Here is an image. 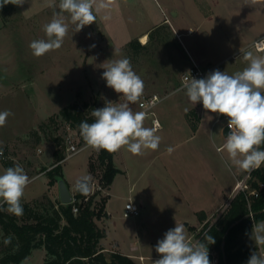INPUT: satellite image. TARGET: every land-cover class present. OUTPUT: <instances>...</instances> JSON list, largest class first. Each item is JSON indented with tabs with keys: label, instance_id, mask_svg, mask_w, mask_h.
<instances>
[{
	"label": "rangeland",
	"instance_id": "rangeland-1",
	"mask_svg": "<svg viewBox=\"0 0 264 264\" xmlns=\"http://www.w3.org/2000/svg\"><path fill=\"white\" fill-rule=\"evenodd\" d=\"M186 2L190 4L189 0ZM8 5L10 9L6 11V29L2 30H6V38L15 43L16 48L12 51H16L18 59H22L21 65L19 64L22 69V85L17 88L18 92L15 90L12 94H0V111L10 110L14 114L7 118L5 126L0 127V142L8 138V141L3 143V149L11 159H14L12 167L16 164L21 165L29 178L40 172L46 173L54 167L57 164L56 162L53 164L56 142L53 140L52 131L56 126L55 135H60L64 141L65 154L68 144L66 137L69 134L72 135L73 143L80 146L86 145L80 133L62 119L52 125L51 129L40 128V132L31 129L24 135L15 136L12 133H25L28 123L31 124L34 118H38L35 117L36 114L41 116V113L49 109L56 113L63 106L75 101L74 98H76L75 102L79 103L95 102L99 108L105 106V99L114 103L124 102L120 94L107 87L106 81L102 79V73L105 70L103 68L105 62L127 57L131 61L133 70L144 81L143 95L158 93L162 97V100L154 107V111L164 128L161 127L156 133L161 137L157 150L146 149L142 155H133L126 147L117 151L116 163L126 172L117 173L112 186L101 191L103 195L109 193L106 205L109 217L98 222L107 232L105 244L125 254L143 253L147 258L144 264H152L156 261L154 259L160 257V254L155 251L158 240L163 239L164 234L169 229H173L176 223L184 224V220L189 222L190 225L184 224L186 235L188 236L189 229L195 227L196 239L192 236L190 240L198 241L197 233L201 232L202 225L199 228L192 226L195 224L197 211L202 208L209 209L216 198L214 189L223 186V182L226 183L229 176L233 179V175L226 166L227 153H220L216 149L219 141L217 140L214 144L206 129L202 128L200 132L195 133V115L192 114L188 118L190 121L186 125L183 122V113L175 107L179 106L184 99V92L176 91L177 75L186 69L184 66L186 59L177 46L175 38L165 30L156 29L149 38L147 49L133 51L128 44L116 49L107 42L105 33L97 20L96 23L86 25L81 31L75 32V25L65 13L69 30L62 47L55 50L53 56L56 62L55 69L60 66L66 68V90L61 95L56 93L52 101L47 100L49 105L43 110L44 106L37 105L34 89L30 84L31 71L28 69L30 64L26 59L27 56L32 55L29 47L31 41L47 39L43 26L51 21L53 12L59 9L57 6L42 16L27 21L18 14L15 6L11 3ZM138 39L140 43H143L140 38ZM92 45L95 46L92 47ZM1 50L3 53L6 50L9 51L8 48ZM0 71H5L1 65ZM83 71L87 74L86 79H84ZM169 89L174 90L165 92ZM130 107L134 112L138 111V103L131 104ZM152 118L153 116L150 115L144 121L145 127H153ZM221 145L219 144L218 147ZM169 146L174 148L171 154L167 152ZM96 154L97 151L86 146L63 161L64 178L71 191L74 190L77 179L89 175L88 160L90 155ZM3 163L4 160L0 156V174L5 169ZM212 166L216 168L214 177L207 173V167ZM261 166L264 167V164ZM98 176L91 177L93 180H98ZM30 180L24 191V196L30 198L23 196L22 199L32 200L34 199L32 197L39 195L42 197L49 183L48 175L42 174ZM49 190L53 198L59 197L58 181L51 184ZM130 195L134 201L139 203L141 201L144 204V208L141 207L140 216H124L125 203ZM222 208L211 216V222L216 220ZM182 214L186 216L181 217ZM262 222L264 221H259L257 224ZM5 237L7 236L0 232V242ZM250 237L247 244L255 245ZM44 256L43 248H34L31 254L19 264H42ZM134 259L142 264L139 259ZM0 264H3L1 259Z\"/></svg>",
	"mask_w": 264,
	"mask_h": 264
},
{
	"label": "clouds",
	"instance_id": "clouds-1",
	"mask_svg": "<svg viewBox=\"0 0 264 264\" xmlns=\"http://www.w3.org/2000/svg\"><path fill=\"white\" fill-rule=\"evenodd\" d=\"M9 3L22 6L25 0H0V8ZM46 6L57 7L54 2ZM106 7V4L97 3L96 0H59V11H54L51 21L43 26L47 39L30 42L32 54L40 57L62 47L69 30L65 13L75 25V32H79L86 25L96 23L95 13ZM259 47H264V43ZM240 52L248 62L242 71L229 75L217 69L200 79L190 75L182 80L181 87L176 91H183L193 105L202 102L207 112L229 118L228 128L231 131L217 151L227 153L226 166L229 170L234 166L250 173L264 164V150L260 147L264 144V55H254L242 49ZM103 68L102 79L107 87L120 94L124 102L114 103L105 99L104 107L91 112L94 122H80V136L86 146L95 151L108 152L126 147L133 155H142L146 149L157 150L161 137L156 133L161 125L157 122L151 128L144 126L152 105H142L143 110L135 112L130 107L140 101L145 88L144 81L133 70L130 59L111 60L105 62ZM12 115L10 110L0 111V127L5 126L7 118ZM173 151L172 146L167 148L168 154ZM0 156H3V142H0ZM92 180L90 175L80 177L75 183V190L89 195L93 190ZM30 182L21 165L4 169L0 174V211L22 216L24 209L21 199ZM250 238L262 250L259 255L256 251L252 252L247 264H264V222L253 224ZM12 240L13 237L9 235L3 243L7 246ZM214 243V238L207 233L202 241L190 240L185 225L176 223L163 239L158 240L155 251L160 254V259L154 264H210L207 246Z\"/></svg>",
	"mask_w": 264,
	"mask_h": 264
},
{
	"label": "crops",
	"instance_id": "crops-1",
	"mask_svg": "<svg viewBox=\"0 0 264 264\" xmlns=\"http://www.w3.org/2000/svg\"><path fill=\"white\" fill-rule=\"evenodd\" d=\"M189 1L190 4H188L186 0H96L97 3L102 2L106 4L107 7L102 8L98 13H95L94 8V13L96 14L97 22L105 33L107 42L116 49L126 46L134 38L141 39L144 35L149 36V33L156 29L160 31L165 30L172 35L186 59L184 65L186 67L185 71L177 75V89H179L182 83V75L192 66L193 60L203 69L212 68L213 71L218 69L232 75L242 71L248 64V62L244 60L240 49L251 51L254 55H264V50H258L252 45L254 41L264 37V0ZM53 2L58 6L59 0H25L22 6L15 5V8L24 20L32 21L51 10L53 7H48L46 5ZM105 16H107L108 19H104ZM6 18V12L0 11V65L5 69V71H0V94L3 95L14 93L15 90L22 85V69L21 66H19V64L21 65L20 60L22 59H18L16 51H12L16 48L14 45L15 43L11 41V39L6 38L7 31L2 30L6 29ZM6 48H8L9 51L6 50V52L3 53L1 49ZM53 55L54 51H50L40 57H36L32 54L31 56H27L26 59L30 64L28 68L31 71L30 84L32 89H34L37 105L40 107L44 106L43 110L49 105L47 100L52 101L56 93L61 95L64 90H66V68L60 66L55 69L56 62L55 56ZM83 73L84 79H86L87 74L84 71ZM173 90L169 89L165 90V92L167 91L168 93ZM74 100L76 101V98H74ZM181 101L182 103L175 107L183 113L182 118H184V124L190 121L188 118L192 114L195 115L194 132L198 133L202 128L206 129L214 144L217 140L219 141L218 145L223 144L224 138L229 134L228 128L225 126L229 118L222 115L221 121L216 122L220 114L207 112L203 108L201 102L193 105L185 94L184 99ZM46 111L47 112L41 113V116H39L40 114L35 115V117L38 118H34L31 124L28 123L25 133L13 132L12 134L14 136L17 134L24 135L31 129H38V125L42 121L55 113L51 109ZM34 112L36 113L35 110ZM161 127L164 128L162 124ZM6 141H8V138L1 140L3 143ZM218 145L216 146L217 148ZM116 155L117 151L114 155V161L117 165ZM66 158L67 157H65V159ZM64 160H62L61 163H63ZM54 163L55 158L53 155V164ZM221 165H223L222 162ZM119 168L122 170L121 173L126 172L125 169ZM207 169V173L211 175V177H214L216 168L212 166L207 167ZM230 172L233 175V179L229 176L227 181H225L226 183L223 182V186L214 189L216 198L214 197L213 204L209 209L202 208L197 211V218L194 221L195 224L192 226H197L199 228L200 225H203V223L209 220L216 211L223 207L219 212L220 214L238 192L240 188L236 187L237 181L245 177L248 172L242 171L234 166L231 168ZM42 174L47 175L45 172H40L31 178L38 177ZM89 175H91L90 171ZM50 185L49 183L47 184V189L43 194L46 192L50 194ZM111 186L112 184L110 187ZM51 192L53 194V191ZM39 196H34L32 198ZM24 197L27 199L30 198L27 196ZM129 198L133 199L131 195L127 200ZM137 203L140 205V208H144L143 202L140 201V203ZM199 212L206 213L207 218L204 222H201L199 219ZM185 216V214L181 215V217ZM184 224L186 226L190 225V223L185 222V220ZM189 230L188 238L191 239L192 236H194L196 239V230ZM104 239L102 240L103 246L106 250L111 249L105 244ZM127 255L137 259H139L138 256H144V261L147 259L146 255L143 253L134 254L128 252ZM158 259H160V257Z\"/></svg>",
	"mask_w": 264,
	"mask_h": 264
},
{
	"label": "trees",
	"instance_id": "trees-1",
	"mask_svg": "<svg viewBox=\"0 0 264 264\" xmlns=\"http://www.w3.org/2000/svg\"><path fill=\"white\" fill-rule=\"evenodd\" d=\"M9 9L6 4L0 11L6 12ZM151 36L152 32L149 33ZM148 42L143 44L134 38L128 45L131 50L138 51L147 49ZM93 109H99L95 102L69 103L50 115L36 130L40 132V128L44 127L51 129L52 125L62 119L80 133L81 121L94 122L91 116ZM56 130L57 126L52 131L56 142L54 158L57 164L46 171L49 184L64 178L61 162L66 157L65 144L60 135H55ZM260 147L263 149L264 144ZM114 155L115 152L100 150L89 158L91 176L99 175L98 181L107 189L116 174L122 171L115 164ZM3 164L5 168L12 167L11 160H4ZM260 183H264L262 166L252 170L249 188L239 189L215 221L209 219L204 222L207 215L199 212V219L204 223L201 228L203 234L197 233L198 241L204 240L205 233L215 240L214 244L207 246L210 264H244L252 252H258L255 245L247 244V240L251 236L253 224L264 220V187L260 188ZM253 189H256L255 193H252ZM101 191L96 190L87 200H82L78 213L73 211L71 203H63L59 197L53 198L47 192L32 200L21 199L24 209L22 216L0 211V232L13 237L12 243L7 246L4 240L0 242L2 263L19 264L34 248H43L45 256L42 264H140L134 257L116 248L106 250L103 246L102 240L106 238L107 232L98 222L109 217L106 209L109 193L103 195ZM76 195L85 197L77 191Z\"/></svg>",
	"mask_w": 264,
	"mask_h": 264
},
{
	"label": "built area",
	"instance_id": "built-area-1",
	"mask_svg": "<svg viewBox=\"0 0 264 264\" xmlns=\"http://www.w3.org/2000/svg\"><path fill=\"white\" fill-rule=\"evenodd\" d=\"M262 43H264V37L261 39H258L256 41L253 42V46L255 48H257L258 50H264V47H259V45H261ZM192 66L188 69V71L186 73H184L182 75V80L185 77H193L196 79H200V78H205L207 76V74L211 71H213L212 68H208V69H203L202 67H200L198 65V63L196 61H192ZM181 87V85H180ZM179 87V88H180ZM162 100V97L158 94V93H153V94H145L141 97L140 101L138 102V111L143 110L142 105L143 106H147V105H152V107H150L148 109L149 111V116L152 115L153 116V127L155 126V124L158 122L161 125V122L158 120V118L155 116V111H154V107ZM221 116L219 115V117L216 119V122H220L221 121ZM228 128V123L227 125H225ZM230 129L228 128V133H230ZM72 135L69 134L66 137V140L68 142L67 144V153H66V157H71L75 154H77L78 152H80L82 149H84L86 147V145H78L76 143H73V140L71 139ZM1 158L3 160H12L10 158V156L5 152V150L3 149V156H1ZM251 178V173H247L245 177L239 179L237 181L236 187L240 188V189H248L249 188V179ZM93 182V190L89 195H85L84 198H80L76 195V190L74 189L73 191H71L72 193V201L70 202L72 204V209L75 213H78L80 210V202H82V200H87L91 194H93L96 190H104V187L101 186L100 182L98 180H92ZM264 187V183H260V188ZM256 189L252 190V193H255ZM128 204L130 205V207H127ZM141 214V208L140 205L135 202L133 199L129 198L126 203H125V211H124V216L126 217H137ZM262 249L259 248L258 249V255L260 254V251ZM139 260L142 262V264H144V256H138ZM157 260V259H156ZM154 264V262L152 263Z\"/></svg>",
	"mask_w": 264,
	"mask_h": 264
},
{
	"label": "water",
	"instance_id": "water-1",
	"mask_svg": "<svg viewBox=\"0 0 264 264\" xmlns=\"http://www.w3.org/2000/svg\"><path fill=\"white\" fill-rule=\"evenodd\" d=\"M58 184H59V197L61 201L63 203H70L72 201V193L64 178H60L58 180Z\"/></svg>",
	"mask_w": 264,
	"mask_h": 264
},
{
	"label": "bare ground",
	"instance_id": "bare-ground-1",
	"mask_svg": "<svg viewBox=\"0 0 264 264\" xmlns=\"http://www.w3.org/2000/svg\"><path fill=\"white\" fill-rule=\"evenodd\" d=\"M148 40H149V36H148V35H144V36H142V38H141V41H143V43H147Z\"/></svg>",
	"mask_w": 264,
	"mask_h": 264
}]
</instances>
